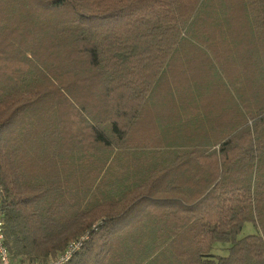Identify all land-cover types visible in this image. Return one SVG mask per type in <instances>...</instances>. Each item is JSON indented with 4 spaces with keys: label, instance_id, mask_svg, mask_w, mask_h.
Listing matches in <instances>:
<instances>
[{
    "label": "trees",
    "instance_id": "1",
    "mask_svg": "<svg viewBox=\"0 0 264 264\" xmlns=\"http://www.w3.org/2000/svg\"><path fill=\"white\" fill-rule=\"evenodd\" d=\"M178 58L197 116L159 128L232 129L131 141ZM0 206L14 264H264V0H0Z\"/></svg>",
    "mask_w": 264,
    "mask_h": 264
},
{
    "label": "rangeland",
    "instance_id": "2",
    "mask_svg": "<svg viewBox=\"0 0 264 264\" xmlns=\"http://www.w3.org/2000/svg\"><path fill=\"white\" fill-rule=\"evenodd\" d=\"M231 16H232L230 18L231 22L227 21L226 24L228 26L229 24L230 26H234V27H236L235 25L238 26L237 20L238 18L240 19V14L235 13V14H232ZM239 26L242 29H245L244 28L245 26L244 27L243 25H239ZM234 29L231 31L232 33H228L229 34L228 36L230 38H235V33L236 31L238 32V36H236L237 42L229 50L231 59L228 58V61L227 59L224 60V58L226 57H223L221 55V57L218 60L216 53H215V50H216L215 48L212 47L209 51V49L201 45L202 43L201 41H197L196 45H194L195 48L193 52L194 54L197 55L198 60L197 62H192L194 67L191 68L189 71L192 72V71H196V69L198 68L200 69L203 68L202 74H204L205 70H208V67L210 68L211 71H213V69L217 68L219 64L221 65L225 64V65H228L227 67L230 68L232 70L231 72L234 73L233 68L239 67V63H236V61H234L235 56H233L232 52L236 50L237 51L242 50V48H245V43H246V39L244 38L245 34H240L238 31V28H234ZM214 30H215V33L216 32L219 33L218 28L216 29L214 28ZM214 35L215 34H212V36ZM177 60L178 61L175 62L174 64L176 66V70L174 69L172 71H169V73L171 74V77L165 78L166 80L163 81L161 86H158L156 88L154 92L155 94L152 95L151 100L149 101L148 105H146L147 108H145L146 110L144 111L145 112L144 118L142 119L141 123L138 125V128L133 129L131 141L146 143V144L154 146L158 144L157 141L160 140L161 138L167 139V142H171V141L178 139L180 137L179 135L189 136L191 134L192 132L190 130L191 126L190 128H178L181 131L180 133H178L177 128L171 129L170 131L165 132L164 134H158L154 132L153 130H151V128H159L160 126L166 125V121L167 123L169 122L174 123V121H176L180 117H185V118L190 119L191 121H195L192 118H195L197 116L196 115V112H197L196 105L191 103V99L186 95L185 93L186 91L183 90L184 87H187L186 73L183 72L185 71L184 63H183L184 61L182 60V58H178ZM235 60H239V59H235ZM215 79L217 78H211L212 81H215ZM216 86H223V84H221V82L217 84L211 83L207 85L206 87H204L205 95L199 96L203 98V102L201 103L202 107L199 104V107H201V109L199 110L200 113L201 111H204V113L207 114V111L212 110L216 106L218 100H221V99L224 100L223 103L225 104V106L227 105L229 95L225 93L223 90H221L220 87L218 89ZM192 87L196 88V86H192ZM172 88L174 89L173 91L175 92L174 94H171L169 92ZM176 88H179V89L181 88V91H183L182 92L183 94L177 93ZM180 98L182 99V101H180ZM219 103H221V101ZM194 115L196 116L194 117ZM190 125L192 124L190 123ZM196 129H198L197 131H199V135H207V137H210L213 133V132H210L211 130L208 131L207 128L205 129L196 128ZM230 129L232 128H226V131L223 133L221 132V135L226 134L227 132L230 131ZM213 135H217V133L214 132ZM241 229L242 230L239 234L240 237L255 232L254 226L252 225L251 222H245L243 225V228ZM226 246L227 244L223 245V243L222 244L217 243L214 248V253L219 254V255L226 254L227 253V250L225 248Z\"/></svg>",
    "mask_w": 264,
    "mask_h": 264
},
{
    "label": "built area",
    "instance_id": "3",
    "mask_svg": "<svg viewBox=\"0 0 264 264\" xmlns=\"http://www.w3.org/2000/svg\"><path fill=\"white\" fill-rule=\"evenodd\" d=\"M79 245L80 243L78 241L72 242L70 246H68L67 249L63 253H61L56 259L46 264H64L65 261H67L71 257L72 253L76 248H78ZM7 250L8 249L5 244V222L0 206V264H14L13 262H11L9 252Z\"/></svg>",
    "mask_w": 264,
    "mask_h": 264
},
{
    "label": "crops",
    "instance_id": "4",
    "mask_svg": "<svg viewBox=\"0 0 264 264\" xmlns=\"http://www.w3.org/2000/svg\"><path fill=\"white\" fill-rule=\"evenodd\" d=\"M170 123V122H169ZM169 123H167V121H166V125L167 124H169ZM171 129H174V128H151V130H153L154 132H156V133H158V134H164L165 132H168V131H170ZM208 129V131H210V129H212L211 131H214V132H217V131H224V130H226V128H207ZM190 130L193 132V131H197L198 129H196V128H190ZM165 142H167V139H164V138H161L160 140H158L157 141V143L158 144H156V145H161L160 143H165ZM156 145H154V146H156Z\"/></svg>",
    "mask_w": 264,
    "mask_h": 264
}]
</instances>
